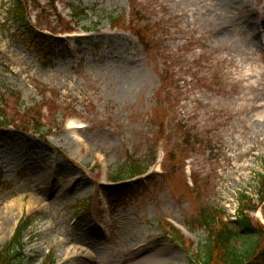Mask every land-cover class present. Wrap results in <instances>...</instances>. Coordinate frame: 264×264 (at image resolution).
Returning a JSON list of instances; mask_svg holds the SVG:
<instances>
[{
  "label": "rangeland",
  "instance_id": "374dc122",
  "mask_svg": "<svg viewBox=\"0 0 264 264\" xmlns=\"http://www.w3.org/2000/svg\"><path fill=\"white\" fill-rule=\"evenodd\" d=\"M13 5L0 0V110L41 112L44 128L0 132V250L28 218L20 264H195L199 209L234 221L246 196L264 224V0H57L74 32L48 67L21 43ZM70 5L87 17L73 21ZM113 19L148 28L144 43ZM129 157L150 177L114 203L99 187ZM82 208L95 214L79 221Z\"/></svg>",
  "mask_w": 264,
  "mask_h": 264
},
{
  "label": "trees",
  "instance_id": "16d2710c",
  "mask_svg": "<svg viewBox=\"0 0 264 264\" xmlns=\"http://www.w3.org/2000/svg\"><path fill=\"white\" fill-rule=\"evenodd\" d=\"M56 1L50 0L48 7L42 8L38 0H14V5L9 10V16L15 25L24 22L21 29L22 34L20 35L21 43L26 46L29 45L30 48H36V53L44 67L49 66L52 59L58 55V52H60L61 56L69 52L65 40L57 38L56 35L74 32L73 27H70L72 20L66 22L57 13ZM29 7L37 11L36 21L39 23L42 19L41 16L47 15V13L50 15L48 18L53 17L54 26L58 27L56 33L48 31L50 32L48 35L42 29L31 25L28 18ZM69 11L71 12L73 21L87 17V10L79 7L70 5ZM131 12H134L133 8ZM124 23V19L121 22L113 19L111 20V27L118 29L127 28L140 43H144L149 31L148 28H137L132 21L126 26ZM28 119L30 120L28 121ZM42 120L41 112L35 110H30L20 117L15 112L9 114L0 110V132L3 134L6 128L12 127L40 134L44 128L41 124ZM162 124L163 122L161 126ZM149 167L150 165L143 166L141 163H137L134 158L129 157L124 164L122 163L118 169L108 175V179L111 183H121L135 179L146 174ZM262 187L258 204L264 203V182ZM102 189L109 197L114 199V203H121L124 198H127L131 194L133 186L131 184H120ZM257 209L258 205L254 206L252 200L246 196L241 198L237 218L234 221L228 219L224 213H218L205 208L199 209L191 222L193 226L202 229L206 233V239L204 245L194 253L195 264H264V226L251 217V213H254ZM89 211V208H82L81 211L76 213L75 218L80 221L88 217ZM158 223L157 225L163 234L170 237L172 243L176 246L183 249L193 247V244L171 225L163 221H158ZM29 226L28 218L21 220L13 237L0 250V264H20L25 260V256L22 254V240ZM50 256L47 255V260L43 258L41 264H54Z\"/></svg>",
  "mask_w": 264,
  "mask_h": 264
},
{
  "label": "bare ground",
  "instance_id": "6f19581e",
  "mask_svg": "<svg viewBox=\"0 0 264 264\" xmlns=\"http://www.w3.org/2000/svg\"><path fill=\"white\" fill-rule=\"evenodd\" d=\"M15 207H16V205H15ZM14 210V205H11L9 208H8V211H13ZM21 214V213H20ZM20 214H18V216H16V218H15V220H17V218L20 216ZM81 264H86V263H84V262H81Z\"/></svg>",
  "mask_w": 264,
  "mask_h": 264
}]
</instances>
